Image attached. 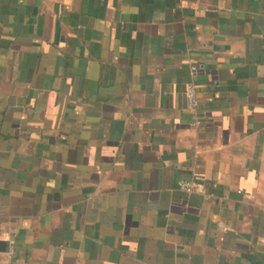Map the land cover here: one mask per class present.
<instances>
[{"label":"crops","instance_id":"crops-1","mask_svg":"<svg viewBox=\"0 0 264 264\" xmlns=\"http://www.w3.org/2000/svg\"><path fill=\"white\" fill-rule=\"evenodd\" d=\"M0 264H264V0H0Z\"/></svg>","mask_w":264,"mask_h":264},{"label":"built area","instance_id":"built-area-1","mask_svg":"<svg viewBox=\"0 0 264 264\" xmlns=\"http://www.w3.org/2000/svg\"><path fill=\"white\" fill-rule=\"evenodd\" d=\"M185 91L187 98V107L192 110L196 109V107L198 106V100H197L195 86L192 83H189L186 85ZM179 187L181 190L187 193L197 192L206 195L205 186L199 182H195L191 180H183L179 183Z\"/></svg>","mask_w":264,"mask_h":264}]
</instances>
